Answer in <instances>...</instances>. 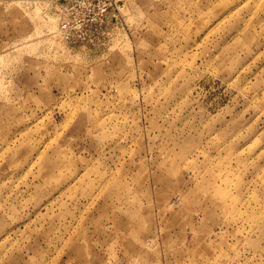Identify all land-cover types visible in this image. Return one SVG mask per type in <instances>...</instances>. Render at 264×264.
I'll use <instances>...</instances> for the list:
<instances>
[{
	"label": "rangeland",
	"instance_id": "obj_1",
	"mask_svg": "<svg viewBox=\"0 0 264 264\" xmlns=\"http://www.w3.org/2000/svg\"><path fill=\"white\" fill-rule=\"evenodd\" d=\"M77 1L0 0V264H264V0Z\"/></svg>",
	"mask_w": 264,
	"mask_h": 264
},
{
	"label": "built area",
	"instance_id": "obj_2",
	"mask_svg": "<svg viewBox=\"0 0 264 264\" xmlns=\"http://www.w3.org/2000/svg\"><path fill=\"white\" fill-rule=\"evenodd\" d=\"M78 5H80L81 7H83L84 9H86L88 11V15H91L92 13H94L95 7L98 6L99 8V13L101 14V16H105L107 11H108V6L109 4L105 1H98L97 3L89 1V0H78L77 1ZM116 9L118 7H115ZM118 11H120V8H118ZM95 18H91V20H89V24L88 25H92V23L94 22ZM85 23V20L81 21L78 23L77 29L83 34L85 31V28L88 26ZM62 28L66 31H68L69 29V23L67 21H63L62 23Z\"/></svg>",
	"mask_w": 264,
	"mask_h": 264
}]
</instances>
